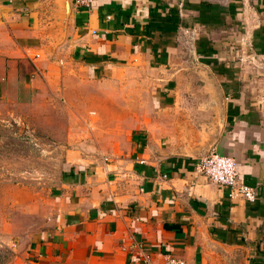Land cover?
I'll use <instances>...</instances> for the list:
<instances>
[{"label":"crops","instance_id":"obj_1","mask_svg":"<svg viewBox=\"0 0 264 264\" xmlns=\"http://www.w3.org/2000/svg\"><path fill=\"white\" fill-rule=\"evenodd\" d=\"M34 130L66 149L45 194L0 186L22 264H264V0H0V157Z\"/></svg>","mask_w":264,"mask_h":264},{"label":"rangeland","instance_id":"obj_2","mask_svg":"<svg viewBox=\"0 0 264 264\" xmlns=\"http://www.w3.org/2000/svg\"><path fill=\"white\" fill-rule=\"evenodd\" d=\"M147 87L145 85L144 88ZM103 101L104 98L99 99V102L104 103ZM131 101L136 103L133 97ZM110 104L119 105V100ZM141 105L150 110L146 99L142 100ZM17 133L7 136L1 147L0 186L24 184L35 187L36 189L31 190L36 194H45L46 188L51 185L64 162L66 146L59 145L57 138L41 130H34L33 135H27L23 131ZM22 190L29 189H0V264H22L12 245L13 241L16 242L14 237L17 239L18 235L16 233L11 237L14 229L21 230L25 221L30 218L18 202L14 203L12 199L19 196L23 198L26 194Z\"/></svg>","mask_w":264,"mask_h":264},{"label":"built area","instance_id":"obj_3","mask_svg":"<svg viewBox=\"0 0 264 264\" xmlns=\"http://www.w3.org/2000/svg\"><path fill=\"white\" fill-rule=\"evenodd\" d=\"M94 0H72L76 7H90ZM196 170L207 177L208 180L220 185L230 187V196H241L249 201L256 197L257 190L243 183L238 175L237 161L231 156H226L212 149L200 156L196 161ZM146 264L150 259L146 257ZM163 264H186L175 255H167Z\"/></svg>","mask_w":264,"mask_h":264}]
</instances>
